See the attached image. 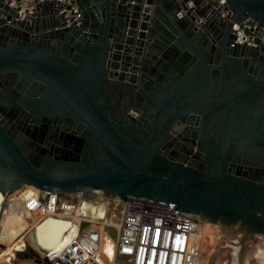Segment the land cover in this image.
<instances>
[{
    "label": "water",
    "instance_id": "1",
    "mask_svg": "<svg viewBox=\"0 0 264 264\" xmlns=\"http://www.w3.org/2000/svg\"><path fill=\"white\" fill-rule=\"evenodd\" d=\"M225 1L229 21L213 0H0V191L100 190L264 233V53L234 32L264 27V0ZM178 132L197 154L167 147Z\"/></svg>",
    "mask_w": 264,
    "mask_h": 264
},
{
    "label": "built area",
    "instance_id": "2",
    "mask_svg": "<svg viewBox=\"0 0 264 264\" xmlns=\"http://www.w3.org/2000/svg\"><path fill=\"white\" fill-rule=\"evenodd\" d=\"M35 1L22 0V4L30 6ZM213 1L217 2L222 10L221 18L229 21L231 11L226 1ZM247 30L251 35L246 33ZM234 32L236 44L261 46L264 53V27L258 22L245 20L235 24ZM258 38L261 43L256 42ZM66 196H71V199L64 198L61 194L39 190L38 197L32 195L27 203L28 208L34 212L37 222L47 216H53L69 220L76 230L72 239L61 248L41 249L38 246L40 253L48 257L51 264L202 263L203 220L198 216L184 213L170 203L138 197H130L127 201L118 198L107 201L102 197L85 198L82 194ZM39 212L43 214L38 215ZM31 221L35 220L31 218ZM84 221L92 223L99 229L98 242L80 235L81 224ZM106 225L117 227L119 232L111 261H108L103 250ZM87 233L95 234L92 229ZM258 234L259 239L264 241V233ZM254 259L256 264H264L262 261L264 250L259 248L254 254ZM233 264H240L239 254L235 256ZM245 264L252 263L246 261Z\"/></svg>",
    "mask_w": 264,
    "mask_h": 264
},
{
    "label": "rangeland",
    "instance_id": "3",
    "mask_svg": "<svg viewBox=\"0 0 264 264\" xmlns=\"http://www.w3.org/2000/svg\"><path fill=\"white\" fill-rule=\"evenodd\" d=\"M62 196L71 199V196ZM99 197L106 198L107 201H111L112 199L103 195V193L97 196V198ZM12 199L19 201L15 202L19 207L28 208L26 203L20 201L19 198L13 197ZM29 209L30 208L25 211V215L30 219L33 218L35 220L37 233L39 234L40 241L43 243V249H45L46 242H44L42 231L40 229L42 220L37 222L36 217L33 215L34 212ZM202 235L204 240L202 241L203 255L201 264H233L234 258L238 254L240 264H245L246 261H251L252 264H256L257 262L254 259V254L259 248L264 250V241L259 239V234L251 232L248 227L241 223L228 225L222 222L212 223L203 220ZM3 250L4 249H2L0 253H2ZM9 259L13 260L16 264H22L19 259L11 254H9ZM262 261H264V259ZM235 262L237 263V260ZM32 263L35 264L34 262ZM0 264L8 263L6 260H1Z\"/></svg>",
    "mask_w": 264,
    "mask_h": 264
},
{
    "label": "bare ground",
    "instance_id": "4",
    "mask_svg": "<svg viewBox=\"0 0 264 264\" xmlns=\"http://www.w3.org/2000/svg\"><path fill=\"white\" fill-rule=\"evenodd\" d=\"M39 190L30 185H24L21 190L15 191L11 193L10 196H5L0 191V243L5 245L6 248L0 253V261L6 260L8 264H16L13 260L9 259V254L15 256V251L24 250L26 243H30L26 236L23 237V245L13 247L14 240L12 239L15 235L14 233V215L22 209L15 202V199L11 200V197H18L20 201L28 203L30 197H38ZM96 195H101L103 192L100 190L95 191ZM10 198V200H9ZM28 207V205H27ZM41 209V208H39ZM30 210V209H29ZM43 214V212H39L38 215ZM37 215V216H38ZM16 219V218H15ZM18 220V219H16ZM41 231L44 238V242H46L45 249H55L61 248L65 243L70 241L72 237L75 235L76 230H74L73 225L67 219L56 218L53 216H47L42 220ZM10 234V235H9ZM9 247H12L11 249ZM115 244L107 239L104 241L103 250L108 259L111 261L112 253ZM42 249V248H41ZM11 258V257H10ZM17 258V257H16ZM18 259V258H17ZM22 264H33L29 261H23Z\"/></svg>",
    "mask_w": 264,
    "mask_h": 264
},
{
    "label": "flooded vegetation",
    "instance_id": "5",
    "mask_svg": "<svg viewBox=\"0 0 264 264\" xmlns=\"http://www.w3.org/2000/svg\"><path fill=\"white\" fill-rule=\"evenodd\" d=\"M187 139V141L185 140ZM168 148H171L172 150H176L179 152H182V147H187L192 151V154H197L198 153V145L193 144L191 142L190 134H182L181 132H178V134L175 135V138L172 139L169 142ZM91 145L86 143L85 147H90ZM14 217V233L15 235L12 236L14 240V244L12 245L15 247L17 246H22L23 245V237L26 236L28 241L31 244H35L39 246L40 248H43V243L40 241L39 234L37 233V227L35 226V221L32 222L29 220L26 215H25V210H22L21 212H17ZM10 235V234H9ZM10 249L12 247H9Z\"/></svg>",
    "mask_w": 264,
    "mask_h": 264
},
{
    "label": "crops",
    "instance_id": "6",
    "mask_svg": "<svg viewBox=\"0 0 264 264\" xmlns=\"http://www.w3.org/2000/svg\"><path fill=\"white\" fill-rule=\"evenodd\" d=\"M12 198H13V197H11V200H12ZM14 198H15V197H14ZM17 198H18V197H17ZM19 200H20V199H19ZM21 209L26 211L28 208L26 209V208L24 207V208H21ZM26 217H27L29 220H31L27 215H26ZM32 219H33V218H32ZM33 220H34V219H33Z\"/></svg>",
    "mask_w": 264,
    "mask_h": 264
},
{
    "label": "trees",
    "instance_id": "7",
    "mask_svg": "<svg viewBox=\"0 0 264 264\" xmlns=\"http://www.w3.org/2000/svg\"><path fill=\"white\" fill-rule=\"evenodd\" d=\"M250 230V229H249ZM251 232H254V231H252V230H250Z\"/></svg>",
    "mask_w": 264,
    "mask_h": 264
}]
</instances>
